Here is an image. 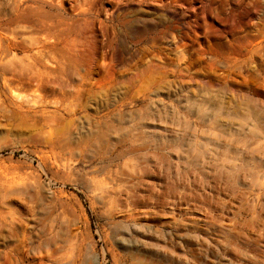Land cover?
Returning a JSON list of instances; mask_svg holds the SVG:
<instances>
[{"label":"rangeland","instance_id":"rangeland-1","mask_svg":"<svg viewBox=\"0 0 264 264\" xmlns=\"http://www.w3.org/2000/svg\"><path fill=\"white\" fill-rule=\"evenodd\" d=\"M0 264H264V0H0Z\"/></svg>","mask_w":264,"mask_h":264}]
</instances>
